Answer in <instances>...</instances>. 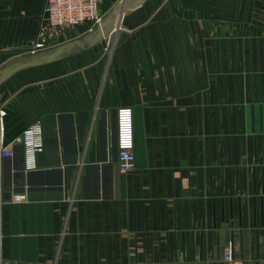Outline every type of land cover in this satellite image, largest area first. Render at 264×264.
Masks as SVG:
<instances>
[{"label": "crops", "instance_id": "1", "mask_svg": "<svg viewBox=\"0 0 264 264\" xmlns=\"http://www.w3.org/2000/svg\"><path fill=\"white\" fill-rule=\"evenodd\" d=\"M120 1L103 0V12ZM46 6L0 0V69L29 54ZM195 8L150 0L97 46L0 87V147L13 151L0 156V264H215V249L221 263L230 210L243 212L245 260L237 227L224 264H255L257 231L264 261V57H247L243 84L233 57L218 65L220 34L206 43ZM86 35L82 27L64 44ZM123 110L133 112L137 161L127 174ZM36 123L45 148L27 171L16 142Z\"/></svg>", "mask_w": 264, "mask_h": 264}, {"label": "built area", "instance_id": "2", "mask_svg": "<svg viewBox=\"0 0 264 264\" xmlns=\"http://www.w3.org/2000/svg\"><path fill=\"white\" fill-rule=\"evenodd\" d=\"M102 5L103 0H47L40 32L36 39L30 41L29 54L41 53L63 45L69 40L70 33H75L82 27H87L88 34L93 32L107 17ZM118 139L120 170L124 174L133 173L136 171L137 161L131 110L119 112ZM16 143L25 149L26 170H37L38 157L45 148L41 123L27 129ZM1 144L0 156L11 157L12 145L4 146L2 141ZM15 199L20 201L21 197ZM232 259V252L227 251L225 261L231 263Z\"/></svg>", "mask_w": 264, "mask_h": 264}, {"label": "rangeland", "instance_id": "3", "mask_svg": "<svg viewBox=\"0 0 264 264\" xmlns=\"http://www.w3.org/2000/svg\"><path fill=\"white\" fill-rule=\"evenodd\" d=\"M189 5L199 8L198 13L195 11L191 15V20L205 28L206 43L213 31L218 30L220 34V37L216 36L221 42L216 46L218 65L221 60L222 65L227 67L229 58L233 57V67L238 65L239 76L246 84V76L250 74H246L250 65L247 57H264V0H189ZM206 59L209 65L211 58ZM258 64L264 65L262 61ZM255 66H258L257 63Z\"/></svg>", "mask_w": 264, "mask_h": 264}, {"label": "water", "instance_id": "4", "mask_svg": "<svg viewBox=\"0 0 264 264\" xmlns=\"http://www.w3.org/2000/svg\"><path fill=\"white\" fill-rule=\"evenodd\" d=\"M150 0H121L115 8L107 15L106 19L103 21L101 26H99L97 29H95L93 32L89 33L85 37L61 45L59 47H56L54 49H50L48 51H44L41 53L36 54H28L25 56H22L18 59L13 60L6 66H4L2 69H0V87L3 86L7 81H9L12 77L17 75L20 72L43 67L47 65H51L63 60H66L76 54H79L83 51H86L88 49H91L98 44L102 43L106 39L113 36L115 33H117L120 29V22L122 21L124 15L128 12H133L141 7H143L146 3H148ZM127 35L123 34L120 40L119 44H122L126 39ZM6 199H10V195H6ZM255 220H254V228L256 229L257 226V203L255 200ZM242 211L239 219H235V215L233 210H230V216L229 220L227 219L226 211L222 212L221 215V255H222V262L218 263V249H215V264H224L225 261V255H226V244H227V238L228 234L230 233L231 236V243L234 245L235 235H236V229L238 227L239 234H240V245H241V258L245 260V232H244V221L242 217ZM261 227L264 228V204L262 202V223ZM218 228V220L215 218V229ZM217 236V233H216ZM256 239H257V261L255 264H264V261H261V250L259 246L260 241V232H256ZM215 245L217 247V242H215ZM233 249V248H232ZM232 255L234 257V254L232 252ZM203 261V258L200 260Z\"/></svg>", "mask_w": 264, "mask_h": 264}]
</instances>
